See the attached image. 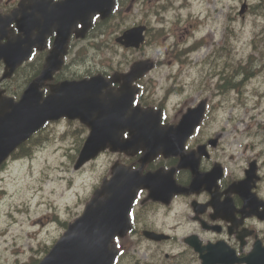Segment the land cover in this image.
<instances>
[{"label": "flooded vegetation", "instance_id": "1", "mask_svg": "<svg viewBox=\"0 0 264 264\" xmlns=\"http://www.w3.org/2000/svg\"><path fill=\"white\" fill-rule=\"evenodd\" d=\"M69 3L0 0V50L19 45L18 51L25 54L34 45L30 60L8 83L2 82L0 92H8L5 87L10 86L11 94L18 97L32 80L33 71L42 69L57 32L50 28L46 49L39 51L36 46L41 44L33 40V35L42 29L35 26L63 20L69 14ZM127 5L128 0H116L109 18L94 15L83 38L77 37L82 25L75 26L70 50L76 44L82 49L91 46L98 50L95 42L117 49L109 42L122 32L118 21L126 15ZM191 27L189 37L196 35ZM79 68L68 65L70 74L60 73L56 82L74 78ZM82 68L88 71L86 65ZM3 69L6 66L1 62L0 71ZM114 71L113 67L100 66L98 70L92 68L90 76L101 73L109 77ZM112 87L118 90L119 84ZM174 87L183 109H193L206 101V112L189 139L183 140V133L171 137L170 157L159 155L143 168L142 174L158 173L155 183L163 193L152 199L148 187L139 192L130 211L131 229L116 241L126 252L119 264H144L145 256V264H264V111L241 117L237 112L238 93H223L224 88H236L234 81H191L189 76ZM170 123L176 126L178 121ZM241 123L245 126L240 127ZM116 156L121 165L136 170L141 167L142 153ZM168 173L172 175L165 177Z\"/></svg>", "mask_w": 264, "mask_h": 264}, {"label": "rangeland", "instance_id": "2", "mask_svg": "<svg viewBox=\"0 0 264 264\" xmlns=\"http://www.w3.org/2000/svg\"><path fill=\"white\" fill-rule=\"evenodd\" d=\"M152 1V5H154L156 0ZM163 1L166 0H159L160 4H163ZM178 1L179 3H174L172 9H161V14L157 17L150 14V4H147L146 10L139 13L140 16L133 12V16L128 18V24L140 20L147 21L156 30L160 28L164 19L171 21L172 18H175L176 22H179L177 25L172 22L165 26L169 31L173 28V34L177 35L176 38L171 39V42L182 47L183 44L193 40L187 35L190 17H203L206 13L222 10V7L214 3V0ZM222 1L225 10H227L228 4L231 8L237 7L235 0ZM251 1L253 0H248L249 3ZM218 2L220 3V1ZM179 5L183 6L179 8ZM215 18L224 22L225 14H220L219 18L213 14V19ZM262 18L264 21V14ZM248 23L252 26V16L247 20V25ZM243 38L245 40L239 44V58L246 57L252 52L249 43L253 37L248 35ZM151 40L152 36L149 37V41ZM158 47L151 49L152 47L148 44L145 54L152 58L163 57L162 53H165L167 48ZM210 50L205 47V53L201 52L202 54L200 53L194 58L202 62L204 55ZM88 56H90L89 59L95 58L97 62L112 64L110 57H102L95 52L85 55L80 62L86 61ZM139 56L141 55L128 52L125 55L114 57V60L125 62L131 59L130 64L133 59ZM263 86V77L252 79L246 87L248 95L256 88ZM52 130L57 132L54 128ZM60 155L61 153H54L48 149L38 153V158L32 165L13 164L8 169L9 174L0 182V188H2L0 191V264H31L33 259L42 258L45 248L53 246V244L50 245L51 242L59 238L60 235L62 236L65 231L62 224L51 220L52 214H57L60 221L70 223L83 210L85 199H89L92 184L98 182L104 164L99 166L96 174L90 175L86 171L75 174L70 165L61 164V161L64 162V160L60 158Z\"/></svg>", "mask_w": 264, "mask_h": 264}, {"label": "water", "instance_id": "3", "mask_svg": "<svg viewBox=\"0 0 264 264\" xmlns=\"http://www.w3.org/2000/svg\"><path fill=\"white\" fill-rule=\"evenodd\" d=\"M92 7L91 10L98 9L96 4H92ZM134 37L136 36H129L128 41L129 43L137 42L136 45H138L142 39L137 41L136 39H132ZM63 41L66 42L67 38H62L61 36L58 43L60 44ZM59 51L60 49L58 47L54 50V58L59 54ZM148 70L149 68L147 69L143 65L140 68H134L126 79L131 83L134 79L142 76L144 71ZM50 71L51 70L46 69L41 77L46 79L50 78ZM40 80L41 78L38 81ZM90 84L95 87L93 81ZM65 88L70 96L74 95V88L77 90L76 94L81 93L84 89L83 87H79V85L65 86ZM68 99L69 96L65 95L64 98L59 100L65 101ZM87 101H73L70 108L77 111L76 115L78 116V113L81 111L80 107L87 105ZM132 102L133 96L127 97L124 100V105L130 107ZM59 113L61 112L58 109V101L56 99H50L46 104H38L34 106V108L32 107L31 110H24L21 107L14 120L7 117L9 124L0 122V157L2 156L0 160L14 150L25 138L40 129L48 120L56 118L57 116L55 115ZM97 137L98 136L92 134L89 138L87 147L84 149L76 165V169L80 168L88 159L94 157L101 149L94 150L95 148L93 145L96 144L95 140ZM104 192L105 189L103 188L97 193L96 198L87 207L84 216L70 227L62 240L59 241L40 264H108V261H112L113 256L110 255V242L113 236L117 233H122L123 229L121 227L112 228L111 226L115 223L116 225L123 226L124 223L121 221L120 213L116 211H107L104 200L99 199ZM113 218L115 220L114 223L111 221Z\"/></svg>", "mask_w": 264, "mask_h": 264}, {"label": "trees", "instance_id": "4", "mask_svg": "<svg viewBox=\"0 0 264 264\" xmlns=\"http://www.w3.org/2000/svg\"><path fill=\"white\" fill-rule=\"evenodd\" d=\"M35 262H33L32 264H37L38 263V260H34Z\"/></svg>", "mask_w": 264, "mask_h": 264}]
</instances>
